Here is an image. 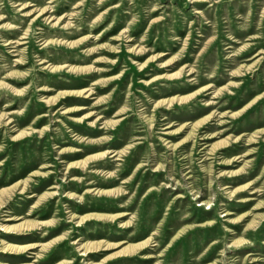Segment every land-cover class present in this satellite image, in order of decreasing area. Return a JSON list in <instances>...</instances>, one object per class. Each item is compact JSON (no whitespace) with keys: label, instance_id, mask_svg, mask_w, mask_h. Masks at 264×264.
<instances>
[{"label":"rangeland","instance_id":"374dc122","mask_svg":"<svg viewBox=\"0 0 264 264\" xmlns=\"http://www.w3.org/2000/svg\"><path fill=\"white\" fill-rule=\"evenodd\" d=\"M0 226V264H264V0H0Z\"/></svg>","mask_w":264,"mask_h":264},{"label":"bare ground","instance_id":"6f19581e","mask_svg":"<svg viewBox=\"0 0 264 264\" xmlns=\"http://www.w3.org/2000/svg\"><path fill=\"white\" fill-rule=\"evenodd\" d=\"M226 214V212L224 213V215ZM2 226H0V228H1ZM83 252V251H82ZM84 253V252H83Z\"/></svg>","mask_w":264,"mask_h":264}]
</instances>
